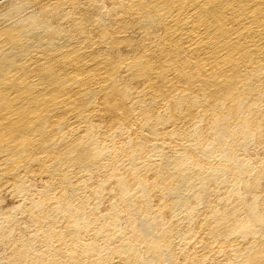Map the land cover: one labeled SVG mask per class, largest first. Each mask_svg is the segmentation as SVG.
<instances>
[{"label": "bare ground", "instance_id": "bare-ground-1", "mask_svg": "<svg viewBox=\"0 0 264 264\" xmlns=\"http://www.w3.org/2000/svg\"><path fill=\"white\" fill-rule=\"evenodd\" d=\"M3 193L0 264H264V0H0Z\"/></svg>", "mask_w": 264, "mask_h": 264}, {"label": "rangeland", "instance_id": "rangeland-1", "mask_svg": "<svg viewBox=\"0 0 264 264\" xmlns=\"http://www.w3.org/2000/svg\"><path fill=\"white\" fill-rule=\"evenodd\" d=\"M37 181H38V183H37L36 181H35V182L37 183L38 186H40L41 183H42V182H41L42 180L40 181V179H37ZM3 195H4V196H3L4 198H2V199H3L2 201H0V202H1L0 204H2L3 206L0 205V206H1L0 209H1L2 207L7 208V207H9V206H12V205L18 204L20 198L18 199L17 196H13L12 194L10 195L9 193H5V194L3 193ZM108 198L110 199V197L107 196L106 198H104V200H103V202H102L101 207H102L103 210H105V208L108 207V205H109V203H110V202H109L110 200H109ZM6 200H7V201H6ZM108 200H109V201H108ZM6 202H7V203H6ZM8 203H9V204H8ZM13 203H14V204H13ZM104 203H105L107 206H106ZM19 215H20V214H19ZM21 215H22V214H21ZM21 215H20V216H21ZM23 217H24V218H23ZM22 218H23V219H22V221H21V227H19L20 229L17 228V231H16V234H18V235H19L20 233L22 234V232H23V229H22V228L24 227V225H27V226H25V227H28V226H29V228H30V227H32V226H31V225H32L31 223H33V221H31L30 219L26 218V216H24V215L22 216ZM25 219H26V220H25ZM28 220H29V221H28ZM25 221H26V222H25ZM30 221H31V222H30ZM22 222H23V223H22ZM26 223H27V224H26ZM22 226H23V227H22ZM20 231H21V232H20ZM18 232H20V233H18ZM16 236H17V235H16ZM1 237H2V236H0V239H2L3 241L0 240V253H1V255H2L3 253H4L3 255H6V254H7L6 251H8V255H9V254H10L9 251H10L11 249H10L9 247H8V248H9L10 250H9L8 248H6L7 245H8V246L10 245V244L7 243V242H9V239L7 238V240H5L6 238L4 239V238H1ZM4 240H5V241H4ZM1 242H2V243H1ZM5 242H6L7 244H6ZM38 243H41V241L39 240ZM1 244H2L3 246H2ZM5 244H6V245H5ZM3 247H4V248H3ZM5 248H6V250H5ZM3 249H4V250H3ZM7 249H8V250H7ZM3 251H5V252H3ZM6 256H7V255H6ZM6 256H4V257L7 259V257H9V256H7V257H6Z\"/></svg>", "mask_w": 264, "mask_h": 264}]
</instances>
